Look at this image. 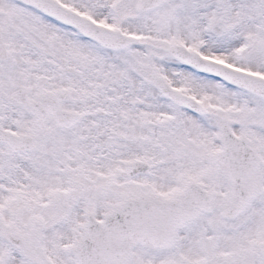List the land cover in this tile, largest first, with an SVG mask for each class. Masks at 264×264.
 Segmentation results:
<instances>
[{"label": "snow or ice", "instance_id": "obj_1", "mask_svg": "<svg viewBox=\"0 0 264 264\" xmlns=\"http://www.w3.org/2000/svg\"><path fill=\"white\" fill-rule=\"evenodd\" d=\"M0 264H264V0H0Z\"/></svg>", "mask_w": 264, "mask_h": 264}]
</instances>
